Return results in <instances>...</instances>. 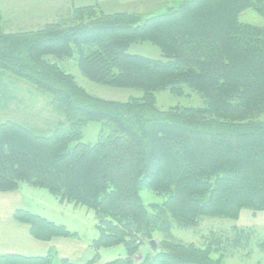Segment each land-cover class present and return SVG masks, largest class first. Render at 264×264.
Here are the masks:
<instances>
[{
  "label": "trees",
  "instance_id": "trees-1",
  "mask_svg": "<svg viewBox=\"0 0 264 264\" xmlns=\"http://www.w3.org/2000/svg\"><path fill=\"white\" fill-rule=\"evenodd\" d=\"M250 8L264 17V0H183L154 15L89 5L16 32L4 30L0 10V87L9 75L31 82L52 95L68 122L49 135L15 120L0 124V192L26 182L92 209L97 220L93 257L60 264H94L100 248L118 244L128 256L106 264H223L212 256L215 243L170 235L157 242L159 252L140 261L135 255L159 230L264 210V27L240 21ZM135 42L158 46L163 57L131 53ZM75 57L90 80L143 95L117 101L89 93L58 62ZM187 89L204 104L157 106V92ZM92 121L103 123L100 137L82 142ZM146 190L163 200L148 207ZM14 218L38 240L77 236L27 209ZM56 257L55 248L43 256L7 253L0 264H53Z\"/></svg>",
  "mask_w": 264,
  "mask_h": 264
},
{
  "label": "rangeland",
  "instance_id": "rangeland-1",
  "mask_svg": "<svg viewBox=\"0 0 264 264\" xmlns=\"http://www.w3.org/2000/svg\"><path fill=\"white\" fill-rule=\"evenodd\" d=\"M4 1L6 5L2 0H0V4H4L5 11L9 14L10 9L8 8V4L12 6L21 0ZM57 1L58 0H25L26 6L20 5V9H25L23 11L25 14H13L14 11H12L10 16L17 23L19 19H31L41 13L47 15V17H55L59 12ZM104 1L109 2L104 5V9L107 12L136 11L142 12L145 15H154L163 13L167 10V1H171V4L179 5L183 0H154L152 1L153 5L149 6H146L144 2L132 3L130 0ZM134 1L136 0H133V2ZM144 1L149 2V0ZM13 8L16 9V7ZM240 21L264 27V17L252 8L241 13ZM17 23L14 27L17 28L16 30H20V28L38 29L41 27V25H33V23ZM129 51L133 54H140L155 59L163 57L161 49L150 42H135L131 45ZM58 62L63 68L74 75L77 82L89 93L101 98L127 101L131 97H141L143 95V91L139 89L117 88L90 80L78 67L76 57L58 60ZM156 97L157 106L162 110L176 105L202 106L205 102L197 92L190 89H187L186 94L182 96L175 95L168 90H162L156 93ZM51 102L52 95L38 88L31 82L14 75L4 76L3 85L0 87V124L7 120H15L32 126L36 130L49 135L60 121L65 122L66 126H68L64 113L55 108ZM259 118L264 120V112ZM102 129V122H89L83 130L81 141L96 142L100 137ZM105 132L109 133L110 129L106 128ZM22 187L23 193L26 195L23 201L32 206L34 210H41L50 216L51 214L48 213V211H50L51 203H58V205L61 203V201L54 197L46 188L38 186L33 187L26 182L22 183ZM142 196L148 207H150L149 204L152 202H161L163 200L151 190L142 191ZM59 207H61V213H57V218L59 219L56 223L62 224V221H68L71 227L79 228L81 238L83 239L89 238L92 231H94L96 236L95 239L99 237V230L96 227L97 220H95V213L92 209L86 206H77L71 202H63V206L60 205ZM73 209H77L75 215L71 214ZM259 212L247 209L243 212V215ZM86 214H89L88 218ZM242 231L246 232V234H242L241 236L239 234ZM248 231L249 228L247 225H242L239 219L232 220L221 217H202L199 223L194 227L176 225L170 233L159 230L156 232L154 239L159 243L162 238L170 235L171 238L175 240L187 243L194 242L200 246H205L206 243L210 241L216 244L212 256L214 258L222 256L223 264H258V260H261L260 264H264V248L256 244L257 241L263 242L264 239L253 237ZM150 251L149 244L143 243L135 255V259L137 261L144 259ZM126 256H128V250L124 244L102 247L99 249V257L96 260V264H105Z\"/></svg>",
  "mask_w": 264,
  "mask_h": 264
},
{
  "label": "crops",
  "instance_id": "crops-1",
  "mask_svg": "<svg viewBox=\"0 0 264 264\" xmlns=\"http://www.w3.org/2000/svg\"><path fill=\"white\" fill-rule=\"evenodd\" d=\"M121 1V0H116ZM132 3H146L145 5H153L152 1L146 2L144 0H130ZM4 3L5 1L2 0ZM109 3L108 1L104 0H58L57 6L59 12L55 17H47V15H43V13L39 14L38 16H34L33 18H22L18 20V23L14 21V19L10 16L12 14H25L20 9V5L25 4V0H21L17 2V4H13L10 6L8 4V8L10 9L9 14L5 11L6 2L4 4H0V10L3 14V28L6 32H16V31H24V30H36V29H25L20 28V30H16L15 24H23V23H33L44 26L47 23L57 22V21H64L72 17L74 8L81 7V6H89V5H96L98 6L99 10L105 13L107 12L104 9V5ZM167 7L175 5L171 4V1L166 2ZM3 5V6H2ZM13 7H16L14 9ZM38 9V8H37ZM118 12V11H117ZM121 12V11H119ZM18 27V26H17ZM40 27V28H41ZM39 29V28H38ZM34 187V185H31ZM25 194L23 193L22 184L20 187L15 191L9 192H0V255L2 254H20L25 256H43L46 255L50 248H55L57 250V257L54 260L53 264H60L61 259H69L74 262L84 263L90 260L94 255V250L92 248V241L95 239L94 231L91 232V236L89 238L83 239L81 238V233L79 228H73L70 226L69 222L64 220L62 224H64L69 230L72 232H76L77 236L75 237H54L50 241H42L38 240L31 234L30 225L17 221L14 218V212L19 209H27L32 212L41 214L44 217L56 222L59 218H57V213H61V207L63 206V202L59 203H51V208L48 213L51 215L49 216L45 212L41 210H34L32 206L26 204L23 200L25 198ZM54 206V207H53ZM49 209V208H48ZM77 209L72 210V215H75ZM247 209H243L239 221L241 220L242 225H247L249 228V233L253 237H258L264 239V211L259 213H251L250 215H243V212ZM63 213V212H62ZM243 215V219H242ZM86 217H89V214H86ZM96 220V217H95ZM75 222V221H73ZM256 244L264 248V241L260 242L257 241ZM261 260H258L257 263L260 264ZM97 261L94 263L96 264ZM106 264V263H105Z\"/></svg>",
  "mask_w": 264,
  "mask_h": 264
},
{
  "label": "water",
  "instance_id": "water-1",
  "mask_svg": "<svg viewBox=\"0 0 264 264\" xmlns=\"http://www.w3.org/2000/svg\"><path fill=\"white\" fill-rule=\"evenodd\" d=\"M147 243L149 244L150 249L154 254L159 252V245L155 239H152V240L148 241Z\"/></svg>",
  "mask_w": 264,
  "mask_h": 264
}]
</instances>
